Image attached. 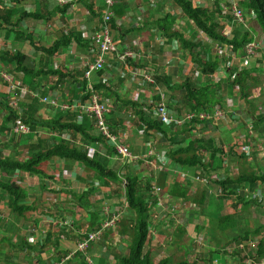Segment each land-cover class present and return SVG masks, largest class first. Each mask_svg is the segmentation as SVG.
<instances>
[{
    "label": "crops",
    "instance_id": "crops-1",
    "mask_svg": "<svg viewBox=\"0 0 264 264\" xmlns=\"http://www.w3.org/2000/svg\"><path fill=\"white\" fill-rule=\"evenodd\" d=\"M65 1H67L66 5H62L61 0H19L12 1L11 3L6 0H0L1 9H7L13 12V17L9 21V24H6L5 21L0 22V51L7 48L10 52L24 53L27 57L26 66L29 69L43 72L40 79L35 77L37 82L41 81L42 85L34 92L28 86L23 85V83L21 84L23 75L15 72L16 65H8L0 58V155L11 160L25 163L30 158L31 151L37 152L40 149L39 141L52 142L56 135L51 138L50 131L42 130L36 135L35 133L20 136L13 134V129L16 127L15 125L20 123V121L15 120L13 122L8 109L14 110L18 114L17 119H21V116L29 111L31 100L36 98L35 95H37L39 98L36 99L39 100L40 103L47 105V109L39 112L37 118H41L42 120H53L56 115L64 113L62 107L67 105L70 106L72 102L73 104L71 106L75 103L87 104L91 102V100L85 101L84 103L82 101L84 92H82L83 80L81 77L77 76V80L69 77L61 80L60 77L51 74L54 71H59L64 75H70L71 72L85 70V80L89 88L92 89V86L102 82V84L110 88V90L113 89L110 97H103V103L110 109L108 125L112 133L125 135L128 128L131 127L127 124L126 120V116L129 115V118L133 120H131L132 124H134V129L129 130L131 131L129 135L133 138H141H135L130 142V145L133 147V151L131 150L132 153H134L135 156L143 158L141 161L145 163H148L147 159L150 162L148 164H152L153 162L156 165L154 172L155 176L165 180V185L161 186L163 190L166 191L164 197L165 209H158L157 202L150 221V235L146 251L152 253V259L156 262L167 259L171 261L172 264H178L184 261L190 264L206 263L203 262V260H208L209 264H220V262L221 264H232L228 263V259L230 258L225 256L221 251V256L218 255L220 257L215 256L214 252L217 253L222 249L220 248L218 240L215 239V237H218V234L214 235L210 229L212 225L206 222L209 206L213 203L216 204V200L223 196V194L219 195L220 190L216 193L215 198L210 196L212 195L211 190L218 189L216 186L211 189L210 184L212 181L210 182V180L212 177L210 180L209 177L207 179L205 176L206 173L200 172L202 168L188 171L173 164L172 160L169 158V152L171 150L169 142H167L163 136L156 133L152 134L149 139H146L145 135L143 136L137 129V125H135L137 120L136 114L131 107L127 106L129 102H134L138 103L140 106L150 108L152 104L157 103L156 97L161 96L160 101L164 100V98L167 99L168 108L173 114L181 117L192 112L189 110V107H186L182 93L177 97V91L170 95V93H165L164 88L157 84H155V86L143 85V74L147 75V70L153 66L155 68V75L157 74L160 77L167 75L172 78L171 74L168 72L172 61L176 63L173 67L177 66L179 73H183V70H185L184 73L186 74L188 70L187 67L191 63L193 67L192 57H189L190 54L185 60L184 58H186L187 55L182 51L185 50L189 53V49H184L181 41L172 38L171 34H173V32L165 34L162 28L164 25L168 26L170 22L167 21L166 23L165 18L172 15L176 20L174 30L181 33L187 41H193L190 32V25L193 23H191L180 11L179 7L172 0H125V3L122 2V0H117L116 5L119 7L118 10L122 15L116 18L117 32H113L112 34L115 42L114 50L109 55V61L105 68L106 73L103 76H99V73L88 75V66L94 64L99 57V42L97 36L99 27H101V19L106 11V5L103 0ZM191 1H195L196 3L199 2V0ZM236 1L239 2L240 0H234V2ZM228 3V0H214V3L211 5L217 7L218 4H220V7H226L223 8V10H228ZM124 12L125 14H123ZM226 14L230 15V12ZM226 14L223 13L221 18H224ZM221 22L222 24L226 23L225 20L222 19ZM255 23L257 22L252 20V24L248 26L249 30L254 27ZM181 25H185L186 28L183 29L180 27ZM229 26L230 25L227 26L226 24V29H228ZM69 31H75L76 33L88 36L90 41L88 48H83L85 46L81 47L75 43L57 56L52 57L47 55L45 50L52 47L64 33L67 34ZM195 33L198 34L199 37L197 43H202L198 51L201 53L203 59L215 60L217 56L223 57L218 52H213V46L217 45L216 43L207 38H201L202 34L199 32ZM261 41L264 45V37L261 38ZM117 45H119L120 49L117 48ZM40 49H42V51H40ZM130 51L137 54L139 60H141L140 63L132 59H121L125 53ZM263 56L264 50L262 52V58L258 60L259 62L256 61L261 66L264 65ZM253 65H255V63H250L246 66L242 58L240 59L238 68L241 70L252 67ZM222 66L225 67L224 64L221 65V68ZM261 66H258V70L261 69L262 72L258 71V73H261L262 77H264L263 67ZM171 70L173 72V68ZM190 70H193V68ZM188 73L187 71L186 75H188ZM5 74L12 76L14 85L6 81L4 78ZM178 79V81L172 80L173 85L179 86V84L182 83L180 77ZM31 82L34 83L32 79ZM261 82L264 83V81ZM12 87H15V90H13ZM154 87L155 92L149 91L150 88ZM262 87L263 89L261 92L264 90V86ZM134 90L135 92H139V96L135 98L132 96ZM107 93L110 94L109 92ZM260 96L258 95V97ZM44 99H49L52 104L44 103ZM224 100L225 102L223 103H225V107L222 108L220 102V106L218 105L212 113L224 108V111L229 109L230 112L225 111L224 117L213 120V123L224 119L226 114L229 118L232 117L231 119L239 121V125L248 124L249 121H251V116L253 115L252 107L247 106V104H242L245 111H243L244 114H241V111H238L240 107L236 105L235 102L233 103V98L232 103L227 98ZM239 100H241L240 97ZM148 102L150 105H148ZM241 103L242 102H240V104ZM6 105H9L7 109ZM181 108L185 109L181 110ZM76 112H78L76 117L66 121L68 123L74 122L78 125L89 127L91 124V116L83 114L78 110ZM247 112L249 115H247ZM263 114V107H260L256 115L264 116ZM243 115L245 117H243ZM212 125L213 124L207 125V123H201V127H203L206 132L214 128ZM247 127L250 129V134L255 131L252 129L253 126L251 124H248ZM262 130H264L263 126L259 132L255 133L257 136L256 139L264 137V131ZM91 131L95 137L99 136L100 132L95 123ZM34 135L35 137L31 139L30 136ZM69 135L70 134H66L65 137ZM62 137L64 138V136ZM200 137L210 140L205 136L200 135ZM134 140L137 144H135ZM155 140H157V145H154ZM139 142L140 144H138ZM74 143L82 145L89 156L94 157L99 154L102 157H106L110 165H113L118 159H122L108 153L101 143L92 144L91 142H86L80 136H77ZM223 144L224 143L220 141L218 144L215 142L213 145L221 147ZM239 144L238 142H234L233 145L239 148L242 143L241 145ZM126 145L128 146L127 142ZM242 148L243 150L241 153L235 151L233 158L234 162L230 161L227 156L229 161L234 164L233 166H237L239 173L264 172V166L259 163L260 161L257 160L254 162V155H251V149L245 146H242ZM242 148H240V150ZM231 149L234 150L235 148ZM152 150L156 151V155L152 158L147 157ZM138 152H140L139 155H136ZM226 153L229 154L227 151ZM260 155L261 153L255 156L261 158ZM237 157H239L240 160H237ZM227 158H225V160ZM228 159L226 161H228ZM138 162L129 164H134L132 168H135ZM65 163L68 162L64 160H53L48 162L49 166H47V169H42L43 174H45L42 178L36 176L32 177L24 173H17L15 175L18 181L25 183L26 179L30 182L31 188L26 190L32 191L31 199L35 201L32 204L30 203V205H34L37 208L34 212H30L34 215V217H31V219L34 218L31 224L25 223L21 227L18 226L23 232H27L26 239L21 240L18 244L15 243L17 239L13 241V239L11 240V238H9V242L7 241L6 243L12 248V252H2L0 264H22L18 261L19 256L16 252L21 248L25 249H22V252L29 251L38 253L36 264H59L67 255L77 249L79 241L87 237L90 232L99 230L102 224L110 219V217L105 214L104 206L109 207L107 209L112 215L120 214L118 213L120 212V208L124 207L122 218L129 216L127 209H125L124 189L122 188L123 194L119 191V186L121 185L99 184L98 181L94 179L96 178L94 173L88 171L83 165L77 163L66 165ZM162 163L168 166V169L160 170L159 168L163 167ZM206 163L208 162L206 161ZM226 163L225 168H227ZM250 163H255V165L246 167V165ZM197 175H203L201 181H196V178H198ZM74 180L79 183H75ZM89 180L91 183L89 186H86ZM176 183H180L183 188L190 190V200H187L186 203L178 201L170 195ZM77 184H86L84 186L87 187V189L80 190L77 188L79 191L76 192L75 188L78 186ZM260 188H263V186L260 185ZM204 191H206L207 194H204ZM42 194L46 199H50L49 195L56 197L55 203H53L51 209L52 212L48 210H44V212H42V210H37L38 204L37 206L34 204L36 203V196L40 197ZM67 194L74 198L73 202L67 203L69 204V208L64 206L66 205L65 201L68 199L66 200L63 196ZM200 195H207L204 202L208 205L206 210H196L197 205L192 199H198ZM1 198H4V195L0 193V199ZM31 199L29 197L27 200ZM121 199L124 201L122 202ZM3 202H0V204ZM180 202L186 206H192L193 210L190 215L185 213L179 215L178 211L175 212L178 208L177 204ZM224 202L226 204L230 203L231 198L224 199L223 203ZM101 205H103V208L101 207L100 213L103 215V220H100L97 214L99 213L97 210ZM62 206L64 207L62 208ZM77 207H80V210L82 209L84 213L78 214L76 210ZM24 218L25 217L16 216L14 224L19 219ZM177 218H179V226L175 227ZM69 219H74L75 221L72 229L66 227V224H70ZM2 220L5 221V219ZM120 222L113 229H109L105 232L102 240L99 241L98 244L96 243L95 247L93 246L94 250H90V255H83V257L77 256L74 259L67 260L65 264H88L87 257L92 259L93 264H119V259L129 254L131 239L129 235H125V229L120 227ZM14 224H11V226L7 225L6 227L10 226L9 229L16 230ZM20 229H18L19 232ZM232 231L235 232V230H227L224 232L230 235ZM6 236H10L9 230L6 231ZM178 239L182 241L177 242ZM201 241L202 246L200 244ZM224 243L227 245L228 242L225 241ZM18 247H20V249ZM233 248H235V246ZM226 250L227 249H224L225 252ZM26 259L29 262L27 264H34L31 258L29 259V257H26Z\"/></svg>",
    "mask_w": 264,
    "mask_h": 264
},
{
    "label": "trees",
    "instance_id": "trees-1",
    "mask_svg": "<svg viewBox=\"0 0 264 264\" xmlns=\"http://www.w3.org/2000/svg\"><path fill=\"white\" fill-rule=\"evenodd\" d=\"M11 3L12 1L19 0H6ZM21 1V0H20ZM180 9V11L194 24L195 30L202 33L206 38L212 40L214 43L221 47L225 52L231 54L228 58L218 57L214 59H203L201 53H199L198 48L200 44L196 41H186L185 37L181 33L174 30L176 20L172 15L165 18L166 23L170 21L168 26H163L165 34L173 32L172 38L182 42L184 49H189L192 57L193 64L198 67L205 78H208L210 84L203 85L202 82L196 84L192 79L187 78L183 85L176 86L172 83V78L167 75L159 76L155 75L154 79L158 86L164 88L165 93L173 94L176 89H181L184 91V103L186 107H189L192 112H206L212 113L214 109L223 101L224 96H234V90L238 88L240 93V99L253 108V115L251 116L252 129L259 132L264 127V116L256 115L260 110L254 102L253 96H251L252 87H260L263 85L261 82L262 72L261 69L258 70L259 63H255L252 67L245 69H239L231 67L230 59L232 56L237 58L245 57V48L247 45L254 42V37L251 35L249 28L246 26L247 19L245 15L254 13L258 19V25L260 26L264 34V0H240L239 6L242 8L244 15V22L240 23L237 21L232 14L227 15V17L221 16L222 7L218 4L217 7L211 5V7L203 8L199 6L195 1L191 0H172ZM125 3V0H122ZM230 7L234 5V0H228ZM118 6L115 4L111 9L114 14V18L110 22L111 31L117 32V21L116 18L120 17L122 14L118 10ZM123 8V7H121ZM125 11V10H124ZM221 12V13H220ZM125 14V12L123 13ZM13 17V12L7 9L0 8V22L5 21L9 24V21ZM222 20H225V24H222ZM1 24V23H0ZM230 25L231 36L225 37L223 30L225 26ZM101 27L99 31L102 30L104 26L103 18L101 19ZM77 43L83 48H88L90 41L88 36L76 33L75 31H69L67 34H63L60 39H58L55 44L49 49L45 50V53L49 56H57L63 50L70 48L73 44ZM42 51V49H40ZM0 58L6 62L8 65H16L15 72L22 74L21 84L28 86L32 91H36L41 87L40 79L43 72L36 71L35 69H29L26 66L27 57L21 52H10L7 48L0 51ZM259 62V61H258ZM5 63V64H6ZM221 64L225 65V69L228 70L229 77L226 84H213L211 78L218 74L221 70ZM143 68V67H142ZM137 69V68H136ZM97 72L99 76H103L106 72ZM60 79L71 78L76 79L77 76L82 78V87L84 92L83 103L85 101L91 100L92 97L97 96L103 104L105 96L110 97L113 89L107 88L105 85L98 83L92 86V89L88 87L85 80V70L84 71H74L70 75H64L59 71H54L51 73ZM96 74V73H95ZM31 79L34 81L31 82ZM36 81V82H35ZM220 85H222L224 94L219 96L217 91L220 90ZM109 92L110 94H108ZM104 97V98H103ZM39 98V97H38ZM120 99V98H119ZM161 100V96L156 97V102ZM73 102L71 103V105ZM9 105H6V109ZM128 107L133 109L136 114V124L137 129L146 137L150 138L152 134L156 133L163 136L167 142H169L171 147V152H169V158L172 160L173 164L182 168L183 170H195L197 168H202L211 176H216L217 181L211 180L210 187L213 189L215 186L223 194V199L237 198L238 203L242 204L245 209H250L257 211L258 214L264 216V203L258 199H254L246 202L242 197H239L238 192L235 188H244L246 185L253 189H259L260 185L264 186V172H240L239 175L232 177L224 175V178L219 179V176L224 171L225 174L230 170V166L225 168L226 160L225 158L230 157V161L234 162L233 157L235 150L230 149L229 154L226 153L224 148L221 146L213 145L215 141L206 140L203 137H194L193 133L196 131L197 127L201 125L199 120H195L192 123L186 124L183 128L177 127L176 125H165L158 121L155 117V108H146L145 106H140L138 103L129 102ZM125 106V107H127ZM185 107V108H186ZM47 109L46 104L40 103L39 100L33 98L30 103L29 111L25 115L18 118V114L12 110L8 109L13 122L15 120L20 121L19 124H25L31 129V134L35 135L39 132L50 131V135L53 138L51 141H39L40 149L35 152L31 151L30 158L25 163H21L17 160H11L0 155V193L4 195V198L0 199V202L7 201L8 207L11 212L18 217H25L27 213L34 212L36 207L34 205L27 204L28 195L25 193V189L22 187V181H13L17 173H24L29 176H36L42 178L45 174L42 171V164L53 161V160H64L65 162L77 163L83 165L88 171L93 172L99 184L106 185H125L124 187V197H125V209L129 216L125 217L120 223V227L125 229V235L130 236L129 254L125 257L119 259V264H172L171 261L164 259L156 262L151 257V252L146 251L148 238L150 235V221L153 213V209L157 203V200L153 194L154 185H165V180L160 177H156L154 174L146 176L144 174L135 173L132 171L134 164H129L125 160L118 159L113 165H110L106 157L101 155H96L94 157L89 156L88 152L84 149L82 145H77L74 140L77 136H80L86 142H91L92 144L101 143L108 153L116 156L115 145L106 140L100 133L99 136L95 137L91 133L94 123L96 125V120L91 116V124L89 127L84 125H78L77 123H68L66 120L76 117L78 112H64L60 115H56L53 120H42L37 118V115L42 110ZM170 110V109H169ZM11 111V112H10ZM226 116H228L226 114ZM108 121V116H107ZM208 124H213V122H205ZM204 124V123H203ZM247 124V125H248ZM15 125V126H17ZM264 131V130H262ZM255 132V131H254ZM253 132V133H254ZM66 134H70L65 137ZM115 134V133H114ZM30 136L31 139L35 137ZM118 135V134H115ZM64 136V138L62 137ZM191 136V137H190ZM193 136V137H192ZM263 136V135H261ZM71 137V138H70ZM192 138V139H190ZM194 138V139H193ZM190 139L189 143L188 140ZM51 140V139H50ZM132 152V151H131ZM208 154L210 160L206 163V157L204 154ZM134 154V153H133ZM245 158V157H242ZM228 165L233 166L234 164L228 162ZM131 166V167H130ZM202 179L203 175H197ZM4 179V180H3ZM213 184V185H212ZM176 186L171 192V196L181 202H187L190 200V190L185 189L180 183H176ZM180 185V186H178ZM178 187V188H176ZM163 188V187H162ZM120 190V189H119ZM209 191V190H208ZM207 191V192H208ZM194 192V191H193ZM206 191H204V194ZM207 194V193H206ZM212 198L216 197V194L210 195ZM207 195H200V197L192 199L195 201L197 207L204 210L205 200ZM263 204L261 206L260 204ZM227 206V204L224 202ZM252 206H254L252 208ZM123 208H120V212L123 213ZM225 212V213H221ZM202 213V212H201ZM206 213V211H205ZM221 213V214H220ZM238 213L227 214L224 209L219 211L217 215L218 223L222 231L227 230H237L239 227L238 219H235ZM121 231V230H120ZM218 231L214 235H217ZM256 238V239H255ZM258 239V240H257ZM231 243L227 245L236 244L240 246L246 244L245 252L247 257L252 259L255 264L264 263V225L253 232H247L244 236H237ZM257 243H253V242ZM242 253L244 250H239ZM220 255V250L216 253ZM79 256V255H78ZM221 256V255H220ZM178 264H190L187 261L180 262ZM216 264V263H213Z\"/></svg>",
    "mask_w": 264,
    "mask_h": 264
},
{
    "label": "rangeland",
    "instance_id": "rangeland-1",
    "mask_svg": "<svg viewBox=\"0 0 264 264\" xmlns=\"http://www.w3.org/2000/svg\"><path fill=\"white\" fill-rule=\"evenodd\" d=\"M202 2H203V4H202ZM237 2V1H236ZM198 3H200V4H198ZM197 4L199 5V6H202L203 8H208V7H211V4H213L214 3V0H199V2H198ZM223 8H226L225 6H223ZM227 9L228 10H223L222 9V14L224 13V14H226V13H229L230 12V14H232V7H230L229 6V4L227 5ZM223 16V15H222ZM226 16H227V14H226ZM225 16V17H226ZM245 18L247 19V21H246V26L248 27L250 24H252V20L253 21H255V22H258V19H257V16L254 14V13H252V14H246L245 15ZM192 23V22H191ZM180 27H182L183 29L184 28H186L185 27V25H181ZM193 28H194V30H193ZM228 28V27H227ZM196 28H195V26H194V24H191L190 25V32H191V37L193 38V40H194V42L196 41H198L199 40V37H198V34H196L195 32H197L196 30H195ZM228 31H230V28H228V29H226V27L224 28V30H223V33H228ZM193 32H194V35H193ZM250 33H251V35L254 37V41H257V42H262L261 41V38L262 37H264V34H263V32H262V30H261V28H260V26L258 25V23H255L254 24V27H252V28H250ZM196 34V35H195ZM202 34V33H201ZM260 36H261V38H260ZM201 38H203V39H205L206 37L202 34L201 35ZM208 39V38H207ZM186 41H187V39H185ZM209 40V39H208ZM182 43V42H181ZM183 47V46H182ZM117 48L118 49H120V47H119V45H117ZM213 52H218V50H216L217 49V45H214L213 46ZM182 51H184L185 52V54L187 55V57L186 58H184L185 60L188 58V56H189V54H190V50L188 51L189 53H187V51H185V50H182ZM220 55H223V56H225V57H229V56H231V54H229V53H227V52H223L222 54H220ZM190 58H191V54H190V56H189ZM264 57V56H263ZM262 58V52H260V53H258L254 58H252L249 62H251V63H257L256 61H258L259 59H261ZM109 61V60H108ZM230 61H231V67L233 68V67H235V68H237L238 67V65L240 64V58H237V57H232L231 59H230ZM108 64V63H107ZM176 63H173V61H172V63H171V65H170V68L168 69V72H169V74H171V76H172V78L174 79V80H176V81H178L179 79V77H180V80H181V84H179V86H181V85H183V83L185 82V80L187 79V78H190V79H192L193 81H195L196 82V84L197 83H199V85H200V82H202L203 83V85H207V84H210V82H209V80H208V78H205L203 75H201V72L198 70V67L195 65V64H193V67H192V63L191 64H189L188 65V67H187V71L189 72L188 73V75H186L187 74V71H186V74L184 73V71L185 70H183V73H179L178 72V67L177 66H174L173 67V65H175ZM222 65V64H221ZM246 65V64H245ZM243 66V65H242ZM246 66H248V65H246ZM261 66V65H260ZM261 67H263V73H264V65H262ZM173 68V72H172V69ZM193 68V70H190V69H192ZM228 70H226L225 69V67L224 66H222V68H221V70L218 72V74L217 75H215L214 77H212L211 78V82H213V84L215 83V84H222V85H224V84H226L225 82L227 81V79H228V77H229V74H228V72H227ZM147 72H148V74L149 75H151L153 78H154V76H155V68L153 67V66H151V68L149 69V70H147ZM154 75V76H153ZM8 76V78L9 79H11L12 80V76H10V75H7ZM172 79V80H173ZM142 80H143V78H142ZM154 80V79H153ZM184 80V81H183ZM261 81H264V77H261ZM263 83V82H262ZM264 84V83H263ZM143 85H147V86H151L150 84H148V83H145V81L143 80ZM222 85H220L221 87H220V90H218L217 91V93H218V95L219 96H223V94H224V91H223V88H222ZM155 86V85H154ZM178 86V85H177ZM225 86V85H224ZM262 86H264V85H261L260 87H252V92H251V96H253L252 98H254V102H256V104H257V106L258 107H260V106H262L263 107V112H264V90L261 92V90L263 89V87ZM131 87V86H130ZM226 87V86H225ZM149 91H153V92H155V87L154 88H150L149 89ZM175 91H177V97L179 96V95H181L180 93H182L183 94V96L185 95V93L181 90V89H176ZM260 92V93H259ZM138 91L137 92H135V90H134V92H132V96L135 98V97H137V96H139L138 95ZM175 93V92H174ZM258 95L260 96V97H258ZM182 96V97H183ZM239 97H240V93H239V90H238V88H236L235 90H234V96H232V98H233V103L235 102L236 103V105H238L239 107H240V110H238V111H241V114L243 113V111H245V109H244V106H242V104H246L245 102H244V100H239ZM225 98H227V99H229L230 101H231V103H232V98L230 97V96H224V99ZM223 99V101L221 102V106H222V108L223 107H225L224 106V104L225 103H223V102H225V100ZM236 99V100H235ZM164 101H165V103L168 105V100L167 99H165L164 98ZM159 101H157V103H158ZM240 102H242L241 104H240ZM228 104V103H227ZM148 105H150V103L148 102ZM155 105V103L154 104H152V107ZM220 106V105H219ZM227 106V105H226ZM248 106V105H247ZM228 107V106H227ZM229 108V107H228ZM185 108H181V110H184ZM225 109V108H224ZM224 109H220L221 111H222V113H223V115L225 114V111H228V112H230V110L228 109V110H225L224 111ZM186 111H188V110H186ZM239 114H240V112H239ZM244 114V113H243ZM257 114V113H256ZM247 115H249V113L247 112ZM264 115V114H263ZM243 117H245L244 115H243ZM126 120H127V124H129L131 127H129L128 128V131L125 133V135H120V136H122V137H124V139H125V143L127 142V144H128V147H129V149H130V151L132 150L133 151V147L130 145V142L133 140V139H135V138H138V139H141V138H139V137H135V138H133V137H131L130 135H129V133L131 132V131H129L130 129H134L133 128V126H134V124H132V119L131 118H129V115H127L126 116ZM232 118V117H231ZM231 118H229V116H226L224 119H222V120H219V121H216V122H214L213 123V127L214 128H211V130H209V131H205V129L203 128V127H201V125H199L198 127H197V129H196V131H194V135H196V136H205V137H207V138H209L210 140H212V141H215L216 142V144H218L220 141H222L224 144H223V148H225V151H227V152H229L230 151V149L231 148H235L234 150L236 151V152H238V153H241V151L243 150V148H242V146H245V147H249V149H251V155H254V158H253V160H254V162H256L257 160H259L260 162L259 163H261L263 166H264V137L263 138H257L256 139V135H255V133L257 132L256 131V129H255V132L254 133H252V134H250V129L247 127V124H242V125H239L238 123H239V121H237L236 119L234 120V119H231ZM132 120V121H131ZM135 123V122H134ZM238 124V125H237ZM135 125H137V124H135ZM204 138V137H203ZM190 139H192V138H190ZM190 139L188 140V142H186V143H189L190 142ZM194 139V138H193ZM231 140V141H230ZM135 141V140H134ZM248 141V142H247ZM157 140H155V143H154V145L156 144L157 145ZM234 142H238V143H240L239 145H241V143H242V145H241V147H235L233 144H234ZM246 143V144H245ZM135 144H137V142L135 141ZM138 144H140V142L138 143ZM157 147V146H156ZM240 148H242L241 150H240ZM245 149V148H244ZM154 152V151H153ZM171 152V151H170ZM139 153L140 152H138L136 155H139ZM259 153H261V155H260V157L261 158H258V157H256L255 155L256 154H259ZM230 157H229V159H231V155H229ZM142 157V156H141ZM204 157H206V161L208 162L209 160H210V157H209V155L206 153V154H204ZM149 158H152V157H150L149 156ZM234 158V157H233ZM141 159H143V158H141ZM141 159L139 158V160H140V162H138L136 165H135V168H133V171L135 172V173H140L141 175L142 174H144V175H146V176H150V175H152V174H154V172H155V167H156V165L152 162V164H148V163H150L149 162V160L147 159V161H148V163H145V162H143V161H141ZM228 159V158H227ZM229 159H228V161H229ZM139 160H136V161H139ZM237 160H240V158L239 157H237ZM236 160V161H237ZM228 161H226L227 163H226V167H228V166H230V165H228ZM244 161V160H243ZM230 162V161H229ZM232 163V162H231ZM66 165L68 164H71L70 162H68V163H65ZM163 164V163H162ZM155 165V166H154ZM250 165H255V163H250V164H248V165H246V167H249ZM47 166H49L48 165V162L47 163H44V164H42V169H47ZM158 167V166H157ZM170 167V166H169ZM231 168H230V171H228L226 174H225V172L223 171L222 173H221V175L219 176V179H221V177H225L224 175H228V176H232V177H235V176H237L238 175V173H239V171H238V169H237V166H230ZM159 168V167H158ZM160 170H163V169H168V166H166V165H164L163 164V167L162 168H159ZM241 170V169H240ZM200 172L201 173H206L205 174V176L207 177V179H208V177H209V180L211 179V177H212V179H213V181L214 180H218L217 179V177L216 176H211V174H209L208 172H206L205 170H203V169H200ZM91 175H92V173H91ZM155 175V174H154ZM69 177V176H68ZM73 177V176H72ZM211 179V180H212ZM4 180V179H3ZM12 180L13 181H18V178L17 177H12ZM211 180H210V182H211ZM38 181H39V179H38ZM75 181V183H79V182H77L76 180H74ZM90 180L89 181H87V185L86 184H84V185H86V186H89L90 185ZM22 184V187L25 189V193L28 195V199H29V197H30V199H31V190H26V189H30L31 188V184H30V182H28V180H26L25 179V183L24 182H22L21 183ZM70 185V184H69ZM73 185V184H72ZM75 185V184H74ZM78 186L75 188V191L76 192H78L79 190L78 189H84V190H86L87 189V187H85L84 185H79V184H77ZM118 185H120V184H118ZM120 187H121V190H119L120 191V193H122L123 194V189H124V187L125 186H123V185H121V186H119V189H120ZM78 188V189H77ZM117 188V187H116ZM123 188V189H122ZM236 190H237V192H238V195H239V197H242L244 200H246V202H248V201H251V200H254V199H258L259 201H263V203H264V186H263V188H260V189H253V188H251L250 186H248V185H246L244 188H241V189H239L238 187L237 188H235ZM212 191V194L214 193V194H216L217 192H218V189L217 190H211ZM165 193H166V191H165ZM219 195H221V192L219 193ZM49 197H50V199H46V197H43V194L40 196V197H37L36 196V203H34L36 206H37V204H38V211L39 210H42V212H44V210H48L49 212H52V206H53V203H55L54 201H55V199H56V197H54V196H52V195H49ZM63 197H65V199L67 200V201H65V204L66 205H64L66 208H69V204H67V203H70V202H73L74 201V198H72L69 194H67V195H65V196H63ZM212 197V196H211ZM35 198V197H34ZM120 198V197H119ZM64 199V200H65ZM39 200V201H38ZM122 200V202L124 201L123 199H121ZM32 201V202H31ZM223 201H224V199H223V197L222 198H219L218 200H216V204H212L211 206H209V210L207 211V217H206V222L207 223H209L210 225H212L211 227H210V229H211V232L214 234V232L216 233L217 231H218V237H215V239H217L218 240V243L220 244V248L222 249V250H220L222 253H224L225 254V256H227L228 258H230V259H228V263H232V264H255L254 262H252V259H250V258H248L247 257V255H246V253L247 252H245V249H244V251L242 252V253H240V249H241V247L243 246V247H245L244 245H246V244H242V245H240V246H237L236 244H231V245H226L224 242L226 241V242H228V243H231L232 241L231 240H233L234 238H236L237 236H244L247 232H253L254 230H256V229H259L261 226H263L264 225V216H262V215H260V214H258V212L256 211H253V210H250V209H245L244 207H243V205L242 204H240V203H238V201H237V198H231V202L230 203H227V206L226 205H224V203H223ZM33 202H35L34 201V199H31V200H27V204H32ZM183 203H186V202H183ZM183 203H178L177 204V206H178V208L175 210V212H177L178 211V214L179 215H181V214H183V213H185V214H187V215H190V213H192L191 211L193 210V208H192V206H190V205H185V204H183ZM261 206H263V204H262V202H261V204H260ZM64 206H62V208L64 207ZM207 206L208 205H204V210H206L207 209ZM101 207L103 208V205H101L100 207H99V209L97 210V212H99V213H97L98 214V216H99V218H100V220H103V215H102V213H100V210H101ZM105 207V214L108 212V215H106V216H111L112 214L110 213V211L107 209V208H109L108 206H104ZM254 206H252V208H253ZM37 208V207H36ZM224 209L225 211H226V213L227 214H235L236 212L238 213V215L236 216V218L235 219H238V222H239V227H238V229L237 230H235V232H230V235H228V233H226V232H223L222 231V229H221V227H220V225L219 224H217V222H218V220H217V215L219 214V211H220V209ZM76 210H77V213L78 214H80V213H84L83 211H82V209L80 210V207H77L76 208ZM196 210H201V208H198L197 207V209ZM221 213H225V212H221ZM220 213V214H221ZM122 214L123 213H120V215L122 216ZM84 215V214H83ZM117 215V214H116ZM17 215H15L14 213H12L11 212V210H10V208L8 207V204H7V202L6 201H4L3 203H1L0 204V257H1V255H2V252H5L6 251V253L8 252H12V248H10V246L8 245V243H6L7 241L9 242V238H11V240L13 239V241H15L16 239H17V241L15 242V243H20V241L21 240H25L26 239V236H27V232L25 231V232H23V230H21L20 228H18V226L19 227H21L22 225H24L25 223L27 224H31L32 222H33V220H34V218H32L31 219V217H34V215L33 214H31V213H27L26 215H25V218L24 219H19L15 224H14V222H15V220L17 219H15V217H16ZM35 218H37V217H35ZM2 219H5V221H3ZM31 219V220H30ZM124 218H120V221H122ZM178 219L179 218H177L176 219V222H175V227H178L179 226V223H178ZM14 220V221H13ZM38 220V219H37ZM70 220V224H66V227L68 228V229H72L73 228V224L75 223V221H74V219H69ZM14 224V228H16V230H12V229H9V227L11 226V224ZM7 225H10V226H8V227H6ZM118 225V224H117ZM116 225V226H117ZM4 229V230H3ZM18 229H20V232L18 231ZM10 231V236H6V231ZM91 233V232H90ZM228 235V236H227ZM236 235V236H235ZM104 236V235H103ZM167 236V235H166ZM103 238V237H102ZM167 238V237H166ZM175 238V237H174ZM176 239V238H175ZM256 239V238H255ZM102 240V239H101ZM101 240H99V241H101ZM258 240V239H257ZM99 241H97V242H95L93 245H92V247L90 248V250L91 249H93L94 247H95V245H96V243L98 244V242ZM180 241H182V240H177V242H180ZM223 241V242H222ZM101 243V242H100ZM253 243H257V242H253ZM200 244H201V246H202V241L200 242ZM94 246V247H93ZM232 246V247H231ZM235 246V248H233ZM19 249H20V247H18ZM22 249L23 250H25L24 248H21L19 251H16L17 253H18V256H19V258H18V261L20 262V263H22V264H27V263H29L28 261H27V259H26V257H29V259L31 258L32 259V262L34 263V264H36L37 263V260H38V253L37 252H22ZM224 249H227L226 250V252L224 251ZM90 250L87 252V255L89 254H91L90 253ZM94 250V249H93ZM92 250V251H93ZM86 255V256H87ZM217 256H218V254H216ZM79 257H83V254H80L79 255ZM218 257H220V256H218ZM234 257V258H233ZM91 262H92V264H93V261H92V259L90 258V257H87ZM203 262H206V263H204V264H209L208 263V260H203ZM197 263V262H196ZM201 263H202V261H201ZM220 264H221V262H220ZM258 264V263H257ZM261 264V263H260ZM262 264H264V263H262Z\"/></svg>",
    "mask_w": 264,
    "mask_h": 264
},
{
    "label": "built area",
    "instance_id": "built-area-1",
    "mask_svg": "<svg viewBox=\"0 0 264 264\" xmlns=\"http://www.w3.org/2000/svg\"><path fill=\"white\" fill-rule=\"evenodd\" d=\"M106 5V11L103 15V23L104 26L102 27V30L99 31L97 40L99 42V57L97 61L94 64H90L88 66V75H91L93 73H97L100 71H103L108 63L109 55L114 50V39L111 31V25L110 22L115 17L113 14V11L111 10L115 4H117V0H103ZM62 5H66L67 1L61 0ZM232 15L234 18L239 21L240 23L244 22V12L242 8H240L239 3L235 2L232 6ZM231 31H228V33H224L225 37L231 36ZM219 54H222L224 51L221 47H218L217 49ZM264 45L262 42L254 41L253 43L249 44L245 48V57L243 58L246 65L250 64L249 62L252 58H254L258 53L263 52ZM234 57V56H232ZM122 60H128L132 59L136 62H141L139 60V57L134 52H127L125 53L122 58ZM140 75V74H138ZM137 76V75H136ZM142 76V75H141ZM144 81L147 82L150 85H155V79L147 74H143ZM4 78L8 83L11 85L13 84V81L8 78L7 74L4 75ZM154 79V80H153ZM13 90H15V87H12ZM36 98L39 96L35 95ZM44 103L52 104V102L49 101V99H44ZM64 112L67 111H81L83 114L93 116L96 120V126L99 130L100 134L109 142L115 145L116 149V156L122 158L128 163H135L138 162L136 160H139L140 157L135 156L129 149V147L125 143L124 137L120 135H114L108 125L107 116L110 114V109L103 103H101L100 99L97 96H94L91 98V102L87 104H81V103H75L73 106H64L62 107ZM152 108H155V117L158 119L159 122L164 123L165 125H176L177 127L183 128L186 124L192 123L195 120H199L200 122H212L213 120L223 118L224 115L222 111L219 109L218 111H215L214 113H206V112H189L183 116H177L176 114H173L169 108L168 105L165 103L164 100L156 103ZM13 134L15 135H30L31 129L25 124H19L13 129ZM89 151V150H88ZM156 155V151L153 152V150L147 155V157H153ZM141 159V158H140ZM140 161V160H139ZM202 179L200 177L196 178V181H201ZM125 186V185H124ZM153 194L155 198L157 199V208L158 209H165V191L162 187L158 186L157 184L153 187ZM108 215V212L106 213ZM110 219L106 221L104 224H102L101 228L96 231H92L87 235V237L83 238L81 241L77 244V249L72 252L71 254L67 255V257L64 258V260L59 264H65L67 260H71L76 258L78 255L83 254L87 255V252L90 250L92 245L101 240L105 232L109 229H113L119 222L120 218L122 216L120 214H114L109 216ZM245 247H241L240 250H244ZM88 264H92V262L87 258Z\"/></svg>",
    "mask_w": 264,
    "mask_h": 264
},
{
    "label": "clouds",
    "instance_id": "clouds-1",
    "mask_svg": "<svg viewBox=\"0 0 264 264\" xmlns=\"http://www.w3.org/2000/svg\"><path fill=\"white\" fill-rule=\"evenodd\" d=\"M210 40V39H209ZM212 41V40H211ZM213 42V41H212Z\"/></svg>",
    "mask_w": 264,
    "mask_h": 264
}]
</instances>
